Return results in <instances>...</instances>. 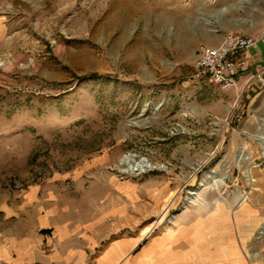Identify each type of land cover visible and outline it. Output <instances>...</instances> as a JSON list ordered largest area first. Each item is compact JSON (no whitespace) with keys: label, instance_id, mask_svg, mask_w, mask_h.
<instances>
[{"label":"rangeland","instance_id":"374dc122","mask_svg":"<svg viewBox=\"0 0 264 264\" xmlns=\"http://www.w3.org/2000/svg\"><path fill=\"white\" fill-rule=\"evenodd\" d=\"M233 34L264 35V0H0V206L55 184L79 220L151 239L182 216L252 201L264 189V94L194 79L198 51ZM192 192L206 207L185 205Z\"/></svg>","mask_w":264,"mask_h":264},{"label":"crops","instance_id":"0c3cea01","mask_svg":"<svg viewBox=\"0 0 264 264\" xmlns=\"http://www.w3.org/2000/svg\"><path fill=\"white\" fill-rule=\"evenodd\" d=\"M247 54L251 70L264 68V42ZM250 73L241 76L235 91L252 101L264 89L256 82L248 85ZM59 195L55 184H47L1 198L9 224L0 228V264H264V254L256 252L258 243L264 245V230L257 231L264 227V189L234 211L225 204L182 216L178 226L151 239V230L143 228H124L112 238V230L98 226L96 219L73 216L78 211L62 204Z\"/></svg>","mask_w":264,"mask_h":264},{"label":"built area","instance_id":"2783aa9c","mask_svg":"<svg viewBox=\"0 0 264 264\" xmlns=\"http://www.w3.org/2000/svg\"><path fill=\"white\" fill-rule=\"evenodd\" d=\"M224 40L218 47L204 46L198 51L194 79L229 91L235 90L241 76L250 72L251 62L247 53L259 42H264V35L233 34ZM254 73L248 85L254 80L264 89V68L257 69Z\"/></svg>","mask_w":264,"mask_h":264},{"label":"bare ground","instance_id":"6f19581e","mask_svg":"<svg viewBox=\"0 0 264 264\" xmlns=\"http://www.w3.org/2000/svg\"><path fill=\"white\" fill-rule=\"evenodd\" d=\"M242 1H245V0H242ZM222 11H228V9L227 8H223ZM166 15L167 14H164V16H166ZM241 21L242 20L233 17V19L225 20L223 24L226 25L227 27H231L233 24L238 23V22H241ZM207 22H209L208 19H207ZM260 145L262 146V151H263V155H264V136H260ZM247 159L248 158L246 156H244V155H241L240 156V158L238 160L239 161V167L240 168H245V160H247ZM150 167H152V166L150 165ZM246 175H247V177L249 178V180L252 183L256 181L255 178H254V176H252V170H251L250 167L247 168ZM227 178H228V176H223L222 180H216V181H214V188L218 191L221 187H223L224 184H226ZM203 186H204V183L201 184L199 188H201ZM170 200L167 201V203L165 205V208H167V206H169ZM199 200H200L199 194L197 192H192V197H189L187 199V202H186L185 205L188 206V205L195 204V205H201V207H206V202L204 200H202L200 202ZM245 204H246V200H243L242 203L240 204V206L242 207ZM215 207H217V209H221L222 208V204L219 203V204L215 205ZM165 215L166 214L163 215L162 219L164 218ZM149 230L150 229H148V231ZM148 231L146 233H148Z\"/></svg>","mask_w":264,"mask_h":264}]
</instances>
